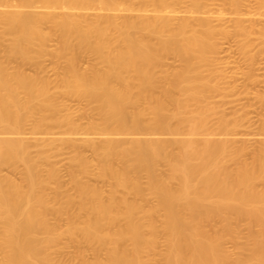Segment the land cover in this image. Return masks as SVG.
Wrapping results in <instances>:
<instances>
[{
	"label": "bare ground",
	"instance_id": "obj_1",
	"mask_svg": "<svg viewBox=\"0 0 264 264\" xmlns=\"http://www.w3.org/2000/svg\"><path fill=\"white\" fill-rule=\"evenodd\" d=\"M18 1L13 10H0V48H7L8 61L32 64L37 73H26L14 65L18 61L10 66L0 55V264H64L51 249L65 235L96 253L93 260L79 253L81 264H264V187H258L264 183V147L252 162H239L240 151L230 148L235 123L223 117L213 130L215 109L206 102L219 89L208 73L213 75L217 35L228 34L225 29H217L209 16L177 15L172 5L183 0H125L128 11L135 10L133 2L141 4L143 13L135 16L101 12L117 9V0ZM190 2L198 8L205 3ZM149 5L151 14L146 13ZM232 5L239 14L241 2ZM257 6L264 16V0ZM91 8L99 12L79 11ZM233 19L242 32L255 29L241 17ZM258 30L264 42V28ZM54 36L60 45L51 50L48 42ZM83 51L97 59L84 70L78 64ZM171 54L181 59V67L157 74ZM44 55L65 61L57 92L41 75L44 70L37 71L44 67ZM61 95L87 100L98 119L81 126L62 112ZM146 115L151 116L148 125L143 124ZM29 121L43 147L37 145V157L25 131ZM149 130L174 137L153 138ZM216 131L225 135L215 137ZM57 144L76 150L70 175L79 198L60 194L57 169L40 173L50 156L45 147ZM83 146L95 152L93 165ZM233 159L239 164L230 170ZM160 163L168 172H159ZM5 165L22 166V180L2 173ZM94 165L96 175L111 179L107 197L80 176L91 175ZM143 173L147 187L140 181ZM52 181L57 186L53 198L64 200L56 206L48 193ZM145 190L157 197L155 204L145 202ZM74 203L79 205L75 215ZM49 212L68 215L67 227L57 228ZM241 220L247 222V241L232 253L224 241L237 239ZM159 232L166 248L156 253Z\"/></svg>",
	"mask_w": 264,
	"mask_h": 264
},
{
	"label": "rangeland",
	"instance_id": "obj_2",
	"mask_svg": "<svg viewBox=\"0 0 264 264\" xmlns=\"http://www.w3.org/2000/svg\"><path fill=\"white\" fill-rule=\"evenodd\" d=\"M117 1L119 3L117 9L104 10L101 12L111 15H119V16H124V15L135 16L137 14L143 13L142 11H138V9L141 8V4L139 3L133 2L130 6L132 8H135V10L128 11L125 9L126 6L128 5V3L125 2V0H117ZM204 1L205 3L201 8L195 7L190 2V0H183V2L180 1V3L177 4L174 3L172 7L176 8L179 11L177 14L179 16H184V15L185 16L187 15V17L209 16L212 19V23L217 29L220 30L225 29V31L228 33L224 35L223 34L217 35L218 46L220 50H218L216 55H214L215 63L217 62L216 63L217 65L215 63H214L215 66L214 64H212L214 67L213 71L216 70V74H214L213 71H212L213 75L211 74L210 71L208 73L210 74L212 79H214L213 76H215L214 82L219 84L218 85L219 89L212 92L213 94H211L210 98L206 101L215 109L210 117V126L215 125V130H217L218 125L220 123V119L223 117L230 119L229 121H233L232 123H235V128H233L230 131V134L233 138L231 143L228 139L230 143V148L233 152L234 150L240 151V153L238 152L239 155L238 154L236 155L238 156L237 158L240 159L239 162L241 160L246 161L247 163L249 161L252 162L255 155L264 147V42L263 39H261L260 33L258 32L259 31L258 28L259 29L264 28L262 26L264 25V16L261 17L260 14L258 15V6H257L258 1H263V0H239L242 4L239 14H236L234 12V6L232 5L233 0H203V2ZM18 2H19L18 0H5L3 4L0 5V10L1 11L13 10L14 9L13 5L18 4ZM147 8L149 9V11L146 13L151 14L152 12L151 9L153 8V6L149 5L147 6ZM187 8L188 9L190 8V11H188ZM79 11L82 13L88 12L90 16H94L95 15L94 13L99 12V11H94L93 8L79 9ZM235 16L244 19L243 23L246 26L254 25L255 29H253L252 33H245L239 30L238 28H236L234 26V23H232V21L234 20L233 18ZM219 18L223 20H220ZM45 28L46 29L48 28L47 25ZM5 41H7V39H5ZM59 45H60V41L57 36H54L53 39H51L48 42V48L51 50L57 49ZM4 46L5 45L1 46L0 48V55H2L1 58L4 61L10 62V66L13 65L16 61H18L14 65H21L22 69L26 73L29 74L30 73L34 74V72L37 73L35 71L36 67H33L34 65L32 66V64L25 63L26 65H24L19 60L8 61L9 59L7 58L8 56L6 51L7 48L5 49ZM40 60L44 67L37 68V71L39 72L41 71L40 69H43L44 71H41L40 73L44 77L48 78L49 81H51L52 84V85L50 84L52 86L51 90L57 92L58 89L59 91V88H57L59 82L58 76L62 75L61 73V71L63 72L62 66L65 64V61L62 59L61 62L57 61L56 58H53L50 55H44L40 58ZM96 62H97L96 57L94 56L93 53L89 51H83L82 53L79 54L78 64L80 68L83 70ZM161 64L162 66L160 65L157 67V71H156L157 74H160V72L162 73L166 69L167 71L173 72V70L175 71L176 69L181 67L182 62L179 57L171 54L168 55ZM211 67L209 68L210 70H212ZM205 74H207V72H205ZM220 74L221 76H219ZM156 92L158 93V90ZM60 101L62 103V112L69 113L72 116V118L81 126H86V124L89 123V121L98 119V114L92 109L89 102L83 98L69 96V95H61ZM146 106L144 108H146ZM150 117L146 115L143 124H145L147 121L146 125H148L149 122L151 121ZM172 123L174 122L172 121ZM213 126L211 127L212 129ZM56 129L55 131H58L60 128L57 127ZM147 130L148 129L144 130L143 132L147 133ZM233 130L234 132L231 133ZM25 131L27 133L28 141L30 142L34 141L35 146L34 145L32 146L31 144L30 147L31 154L34 157H37L40 152L39 150L43 147L39 146L38 141H36L37 134L36 135L32 134V121L27 122L25 126ZM150 132L151 131L149 130L148 132L149 136L152 135L153 138L171 139L172 136L174 137V135L171 134L154 133L153 135V133L150 134ZM144 133H140L139 136L138 135L137 136L141 137L142 134L143 138L144 136L145 138H150V137H146L147 135L146 134L144 135ZM219 134H221L219 138L223 137V134L225 135V133H218V131H216L215 137H218ZM228 134L229 133H226V136ZM78 135H79V139H83L85 134L84 133L82 134L81 132V134ZM228 136L230 137V135ZM38 137H41V135L40 136L38 135ZM37 145L41 148L39 149ZM45 148L47 149L45 150ZM45 148L44 150L47 151L46 154L50 156L48 162L44 163V165L42 164V167L40 168L41 169L40 173H42L44 176L47 174V171L49 169L51 168L57 169V173L59 175V176L57 175L59 178L58 179L59 183L57 179H56L57 181L56 183L61 185L62 188L61 190L59 189L60 194L63 192L65 193L68 192V194L73 195V197L76 196L77 198H79V196L77 195L76 186L70 175L71 174L70 168H72L71 158L74 154L75 149H73L71 146L66 144H57L52 147L46 146ZM82 150H83V154L86 155L85 157H87L91 162L95 161V152L92 150L91 147L83 146L81 147V151ZM236 160L233 159L228 161L227 166L230 168V170H235L236 166H238L237 165L239 164L238 159ZM21 167L22 166L17 167L13 165H5L2 168V173L13 177L17 181L18 180L21 181L23 178L22 177L23 171ZM75 167L73 169H75ZM96 167L97 165L92 166V168H94L93 169L94 171L91 172V175L89 173L90 176L84 174L80 176H82V179L89 181L91 184H94L99 188H102L103 193H105L104 196L107 197L112 187L111 179L100 178L98 175H96L98 172V169L97 172L95 171ZM158 168H159V172H163V173L168 172V166L165 163H160ZM45 171L46 174L44 173ZM140 181L143 187L148 183V177L145 173L140 175ZM54 183L55 182H53L52 186L48 189L49 191L48 193L51 196V199L53 198V196L55 197L56 195V193L54 194V192L57 186L56 183L55 184ZM262 183L261 182L258 183L259 189L264 187L263 186L264 183L263 184ZM145 187H147V185ZM145 191H146L144 196V198H146L144 199L145 202L147 200L149 204L147 202L146 203L148 205L155 204L157 201V197L149 193L147 190ZM65 193H63V195ZM59 198L56 199L59 201H56L55 198H53L52 205L55 206L59 205L63 197H59ZM78 206H79L78 203L77 204L74 203V205H72V211L74 212V215L78 213L77 212L79 210ZM49 213L47 214L48 220L51 221V223H53L54 225H56L57 228L60 227L61 229H64L65 227H67V224L70 220L68 215L58 216L54 212L53 213L49 212ZM161 220H162V214L157 215L156 222L160 224ZM238 226L239 227H238L237 239L233 240L227 238L224 241V247L232 253H237L238 246L247 241V236H248L247 222L245 220H241ZM72 240H73L72 238L65 235L57 241V243L51 249L55 260L59 259L60 261L62 259V262H64V264H81L82 260L80 258L81 255L79 253H81L82 251H83L82 255L84 256V258L88 260H93L95 258L96 253L92 250L90 245L82 241L75 242L74 240L73 241ZM165 248H166V243L163 237V233L159 232V237L156 244V253L163 252ZM99 255L105 258L106 251L102 250L101 253H99ZM1 256L2 255L0 253V258Z\"/></svg>",
	"mask_w": 264,
	"mask_h": 264
}]
</instances>
